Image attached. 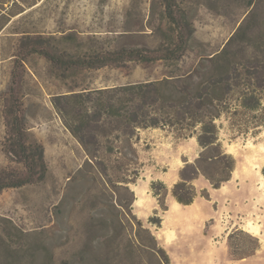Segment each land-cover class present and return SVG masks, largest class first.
<instances>
[{"label":"rangeland","instance_id":"1","mask_svg":"<svg viewBox=\"0 0 264 264\" xmlns=\"http://www.w3.org/2000/svg\"><path fill=\"white\" fill-rule=\"evenodd\" d=\"M62 2L15 0L0 20L5 60L0 264H166L167 258L170 264H264V127L255 129L250 123L245 134L224 131L225 148L237 158L232 178L215 189L200 177L195 185L207 188L210 198L198 196L193 206L182 204L174 211L170 188L179 180L185 159L198 157L201 148L195 138L179 139L161 128L126 134L125 118L105 112L97 118L99 109L93 102L86 104L87 118L79 116L80 106L70 109L73 102L61 100L64 111L54 105L57 96L72 89L145 81L195 69L199 76L208 77L226 71L228 62L238 67L242 81L248 70L255 76L264 70V0H177V16L196 26L184 48L168 59L126 60L99 68L75 60L122 47L140 46L153 56L166 52L160 46L169 42V19L158 5L151 10L147 5L159 0H126L121 14L95 7L83 13L80 23L64 15ZM73 25L80 29L60 33ZM26 35L55 57L39 52L25 55L21 40ZM231 37L220 71L209 58ZM236 103L231 101L233 107ZM11 104L22 117L27 144L44 145L43 178L40 165L34 170L10 151ZM257 119L251 114L223 118L226 124ZM35 151L30 147L22 155L34 154L36 161L29 163L33 166L39 163ZM28 176L34 177L32 181L9 186ZM153 181L168 187L161 200L153 193ZM161 188L157 186L164 192ZM150 218H160L162 225L151 223ZM146 228L157 238L156 249Z\"/></svg>","mask_w":264,"mask_h":264},{"label":"trees","instance_id":"2","mask_svg":"<svg viewBox=\"0 0 264 264\" xmlns=\"http://www.w3.org/2000/svg\"><path fill=\"white\" fill-rule=\"evenodd\" d=\"M165 1L170 33L167 34L169 42L162 43L160 46L166 50L164 54L149 55L148 52L151 50L140 46L122 47L111 51H95L88 59H78L75 60V63L84 67L99 68L126 60L151 62L173 57L177 49L181 50L186 46L195 32V28L193 24L190 26L185 16H177V0ZM240 28L241 26L238 27V29ZM232 37L222 50L215 52L209 58L211 62L218 65L220 71L224 68L221 63ZM39 38L43 42L44 38L42 36ZM21 49L24 50L25 55L39 52L51 59L55 57L41 44L38 45L36 38L28 35L22 38ZM25 57H22V60ZM58 60L60 58L56 57V61ZM21 61H18L14 71L17 70ZM203 64L201 62L199 67L203 68ZM228 64L226 71L208 77L199 76L195 69L183 74H165L162 78L127 82L124 85H114L109 88L61 94L57 96L59 98L54 101V105L64 111L61 100H67L68 104L73 102L70 109L80 106L79 116L87 118L89 114L86 104L93 102L94 106L99 109L97 118H100L104 112L115 118H125L126 134H132L139 128H161L172 132L179 139L195 138L201 148L200 153L194 161L185 159V165L180 171V178L171 189V194L176 201L183 205H190L198 196L210 198L207 188H197L194 183L196 179L203 177L213 188L219 189L232 178L237 166V158L225 148L223 132L228 130L233 134H245L251 129L250 123H253L255 129L264 127V70L255 76L248 70L245 80L242 81L238 67L232 62H228ZM121 93L122 95H120ZM232 100L237 101L234 107L231 105ZM240 114L246 116L251 114L252 118L258 116V119L249 121V123L230 121L229 124L223 120V118L230 119ZM8 115L9 141L12 142L10 151L20 156L34 170L37 165H40L43 178L47 170L44 145L37 141L27 144L24 140V124L16 105H10ZM87 124L88 122L85 123V125ZM69 128L85 146V142L74 127L70 126ZM30 147L36 148L39 154V163L35 162L34 166L30 165L31 159L36 161L34 154L22 158L23 154L29 152ZM33 178V176H28L9 184V186H20L32 181ZM126 182L130 183L131 181ZM158 185L164 189V192L157 190ZM3 187L1 184L0 191ZM151 188L159 200L162 195L168 194V187L162 181H153ZM150 222L159 227L162 225L160 218L157 220L150 218ZM146 231L150 233L154 243L151 247L156 249L158 247L157 238L148 228ZM161 251L164 250L161 248ZM166 264H170L169 258H167Z\"/></svg>","mask_w":264,"mask_h":264},{"label":"crops","instance_id":"3","mask_svg":"<svg viewBox=\"0 0 264 264\" xmlns=\"http://www.w3.org/2000/svg\"><path fill=\"white\" fill-rule=\"evenodd\" d=\"M131 4L132 3H128L127 5L130 7ZM61 5H62V8H64V11H65L64 15L65 16H70L69 20L74 21L76 23H80L82 21L81 17L83 15V13H85V12H87L89 10H92L95 7L97 8V7L101 6L104 9H108V10L113 9L112 12L116 11L115 13H118V14H121L122 12H125V10H126V0H63ZM147 5H148L149 10H151L152 7H156L158 5L160 8H162V10L164 12L163 15L165 17H167L166 16V1L165 0H159L158 3L155 2L154 4H152V2H150ZM180 7H181V4H180ZM72 16H74V18H72ZM65 25H66V23H65ZM194 28L196 29L195 25H194ZM79 29H80L79 26L73 25V26H70V27H65L63 31H60V33L64 35L68 31H77ZM164 76L165 75H163V77ZM132 82H134V81H132ZM115 84L116 83H114V82H112L111 84L106 82L104 84L101 83L99 86L91 85V86L88 87V89L84 88L83 90H68V91L62 92L61 94H69V93H72V92L91 90V89H97V88H109V87L114 86ZM123 84H126V82L120 83L119 85H123ZM76 142L78 143V145H80V143L77 140H76ZM195 142L197 143L196 139H195ZM80 147H81V145H80ZM203 182L206 183V185L212 187L210 185V183L207 180H205L204 178H203ZM171 189L172 188H170V191H171ZM173 199H174V197H173ZM194 203H192V204H190L188 206H193Z\"/></svg>","mask_w":264,"mask_h":264},{"label":"built area","instance_id":"4","mask_svg":"<svg viewBox=\"0 0 264 264\" xmlns=\"http://www.w3.org/2000/svg\"><path fill=\"white\" fill-rule=\"evenodd\" d=\"M15 0H0V20L1 16L7 14V10L9 8V4H13ZM4 28L0 27V36L2 34ZM4 59L2 56V48H1V40H0V118H1V99H2V71H3V63Z\"/></svg>","mask_w":264,"mask_h":264},{"label":"bare ground","instance_id":"5","mask_svg":"<svg viewBox=\"0 0 264 264\" xmlns=\"http://www.w3.org/2000/svg\"><path fill=\"white\" fill-rule=\"evenodd\" d=\"M180 207H182V204L179 203L178 201H175L173 204H172V208L174 209V211H178L180 209Z\"/></svg>","mask_w":264,"mask_h":264}]
</instances>
